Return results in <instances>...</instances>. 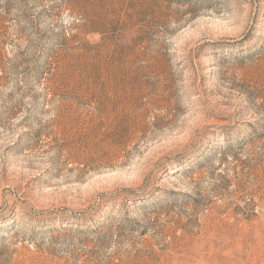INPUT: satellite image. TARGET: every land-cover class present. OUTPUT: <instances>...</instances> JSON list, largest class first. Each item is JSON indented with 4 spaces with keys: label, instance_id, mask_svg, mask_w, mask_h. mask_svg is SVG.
Returning <instances> with one entry per match:
<instances>
[{
    "label": "rangeland",
    "instance_id": "obj_1",
    "mask_svg": "<svg viewBox=\"0 0 264 264\" xmlns=\"http://www.w3.org/2000/svg\"><path fill=\"white\" fill-rule=\"evenodd\" d=\"M0 264H264V0H0Z\"/></svg>",
    "mask_w": 264,
    "mask_h": 264
}]
</instances>
